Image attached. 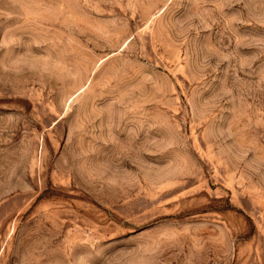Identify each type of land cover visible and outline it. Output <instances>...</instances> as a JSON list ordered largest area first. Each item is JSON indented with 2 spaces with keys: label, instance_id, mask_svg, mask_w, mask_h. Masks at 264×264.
Wrapping results in <instances>:
<instances>
[{
  "label": "rangeland",
  "instance_id": "374dc122",
  "mask_svg": "<svg viewBox=\"0 0 264 264\" xmlns=\"http://www.w3.org/2000/svg\"><path fill=\"white\" fill-rule=\"evenodd\" d=\"M0 264H264V0H0Z\"/></svg>",
  "mask_w": 264,
  "mask_h": 264
}]
</instances>
